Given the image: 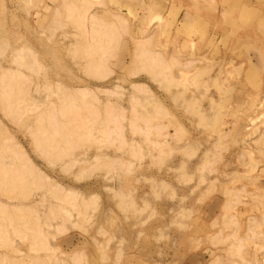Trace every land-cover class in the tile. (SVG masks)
<instances>
[{"label": "rangeland", "instance_id": "1", "mask_svg": "<svg viewBox=\"0 0 264 264\" xmlns=\"http://www.w3.org/2000/svg\"><path fill=\"white\" fill-rule=\"evenodd\" d=\"M64 1L71 0H0V163L16 167L27 157L45 175L44 182L87 202L80 213V205L57 199L48 185L34 187L24 201L43 224L49 216L51 226L42 227L62 263L210 264L222 256L227 264L231 258L250 264L253 256L261 257L264 221L254 225L250 217H262L264 193L259 196L250 176L264 168L259 141L264 131V0H92L89 30L92 16L113 24L114 14H122L128 25L114 54L107 56L102 78L86 70L87 54L73 51L93 40L68 16H57ZM149 37L150 50L177 61L170 64V82L137 57ZM20 50L27 60L36 53L32 69L19 65ZM10 69L29 76L28 100L19 102L28 103L23 122L13 121L1 107V85ZM64 94L75 95L79 103L92 100L102 116L108 104L123 113L122 140L114 134L115 140L103 141L98 132L102 140L87 141L56 161L47 157L34 144L32 129L38 115L57 111ZM159 108L165 112L158 120L164 126L150 128L142 120L131 125L133 116ZM211 159L214 163H207ZM255 161L256 170L247 171ZM212 167L219 169V178ZM213 180L216 192L223 183L233 186L237 209L248 210L240 213L238 229L246 260L229 258L227 242L211 240L223 227L222 218L213 225L221 211L215 216L208 208ZM61 204L67 210L54 206ZM62 224L63 233L56 231ZM236 228H224L221 236ZM3 230L10 246L0 247V255L7 252L29 263L45 256L30 250L26 225L9 223ZM56 262L52 258L49 264Z\"/></svg>", "mask_w": 264, "mask_h": 264}, {"label": "bare ground", "instance_id": "2", "mask_svg": "<svg viewBox=\"0 0 264 264\" xmlns=\"http://www.w3.org/2000/svg\"><path fill=\"white\" fill-rule=\"evenodd\" d=\"M103 1L104 0H98L96 2L103 4ZM90 4H93L92 0L64 1L56 9V14L57 16H68L78 28L82 27L83 34H88L85 35L86 39L89 37L88 41H90L91 36V41L93 40L92 44L88 42V44L82 46L81 48L75 46L73 51L77 55L81 54L82 52V54H87L91 60L88 63L86 70L91 75L97 78H102L107 75V56L114 54V50L118 48L122 40V31L127 32L128 25L126 18L122 14H114L116 17V22L113 24H106L108 21H106V23H99L102 22V20L96 22L94 21L95 17H91L90 15L92 19H90L92 23V30L90 29V31L88 26H86V22L89 19V14L87 15V12L89 10ZM125 32H123V34ZM151 43L152 37H149L144 42H142L140 44L137 57L146 67L153 70L157 74L164 75L167 78V81L170 82L171 79L168 78V70L170 68V64H174L177 61L175 58L173 59V57L169 59L166 55L150 50L148 45ZM96 55H98L99 58H95ZM17 58L20 66H25L29 69H32L37 64L38 59L36 53H32L28 54L27 60V57L22 53V50L19 51ZM5 73L8 75L1 85V107L5 110L6 115L11 117L13 121L23 122L24 120L22 117L26 112L25 108L28 103L20 105L19 102L28 100L27 96L29 88L26 84L27 78H29V76L19 69H10ZM141 87L142 86H138V88ZM78 91L84 92L86 89H79ZM63 98L64 99L57 111H54V109L51 108L49 109V112L46 113V115H38L35 119V121L37 120L35 123L36 127L32 129L34 144L51 160L56 161L69 155L71 151L87 141L90 142L92 140L101 139L96 135L98 132H100V136L102 137L103 141H108L111 139L115 140L116 137L120 138L118 136H121L122 140V134L119 128L121 119L124 118V114L113 111L111 104L106 105L105 115L102 116V113L100 115L98 108L93 106L94 104L91 102L92 100L79 103L76 100V96L73 94H64ZM93 98L95 99L96 97L93 96L92 99ZM55 112L59 113L61 117L57 116ZM164 113V110L159 108L154 114L133 116L131 125L139 126L138 121L142 120L146 126L159 129V126H164L162 123L158 122L159 118L162 117ZM111 123L112 125H110ZM261 137L262 140L259 141L264 143V131L261 132ZM17 152L19 153L21 151L18 150ZM22 155H24L23 152ZM19 156H21V154ZM23 160L24 157L21 161V163L24 165L20 164L16 167H9L4 165L2 162L0 163V225H2V228L0 227V247L4 246L9 248L10 246L8 243L9 240L7 238V234L3 230L4 225L17 222L18 225H26V227L30 229V250L35 251L36 253L45 252V256H37L35 260L32 261V263H29L26 262L27 260L24 261L16 258L12 259L8 254H6V252L1 253L0 264H49L52 258L58 262L60 261L59 264H63L60 257H58L56 254L58 247H53L50 244L48 232L42 227L44 224L51 226V223L49 222V216L46 217V221L43 224L41 217L38 214H34L32 206L25 204L24 201L29 199L34 187L48 185L49 188H52V192L54 193V196L57 197V199H60L72 206L80 205V207L78 206L80 208V213L83 210L82 205H86L87 202L79 203L77 201V195L74 192H66L63 188L51 181L44 182L46 177H44L45 175L41 172V170L36 169V166L27 157L24 161L25 163L28 162V164H25ZM214 161L215 160L211 159L207 161V163H214ZM256 162L257 161H255L254 164L249 165L247 171H255L257 167ZM27 171H30V173L33 172V175L31 174L33 176L32 179H30L31 177L28 175L30 173H27ZM211 171L214 172L216 177L215 179L219 178L220 173L218 168L212 167ZM262 174H264V168L260 174L257 172V174L255 173V175L250 176L253 183H258L256 188L260 191L259 196L261 195V192L264 193V180L261 179ZM214 182V180L211 181L209 186V192H212V198L208 204V208L211 212L215 213V216H217L218 210L221 211L220 217L217 216L214 219L213 225L216 226L219 224V219L222 218L223 227L219 232H217V234L212 236L211 240L214 241V243L227 242L229 258H231L233 255H238L240 258H243V260H246V253L243 249L245 246L244 238L238 235V229L239 225L240 227L242 225L239 215L247 212L248 210L244 208H241V210L237 209V205L240 202L239 199H237L239 194L235 192V188L233 186L223 183V186L216 192L214 191ZM1 196H4L6 200H2ZM259 203L264 208V201L259 200ZM54 206L61 208L60 210H67L62 204ZM54 210H52L53 213H55ZM55 215L57 214L55 213ZM250 220L255 223L254 225H261V223L264 221V211L262 217L253 215L250 217ZM233 224H235L237 228L227 235L221 236V234L224 233V228L232 226ZM56 228V231H62L63 233V224L61 226L58 225ZM14 232L17 234H22V230L20 228H15ZM262 236L264 239V230L262 231ZM233 237L234 239H232ZM263 241L264 240L261 242ZM229 262H231V264L237 263V261L233 258H231ZM248 262H250V264H264V252L262 253L261 257H258L257 255L253 256V260H248ZM56 264L58 263L56 262ZM210 264L227 263L222 260V256H218Z\"/></svg>", "mask_w": 264, "mask_h": 264}]
</instances>
